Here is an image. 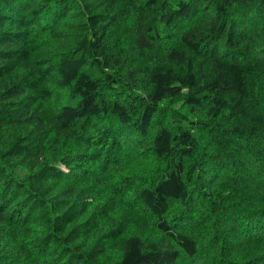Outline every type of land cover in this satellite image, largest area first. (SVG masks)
I'll return each mask as SVG.
<instances>
[{"label": "trees", "instance_id": "trees-1", "mask_svg": "<svg viewBox=\"0 0 264 264\" xmlns=\"http://www.w3.org/2000/svg\"><path fill=\"white\" fill-rule=\"evenodd\" d=\"M0 264H264V0H0Z\"/></svg>", "mask_w": 264, "mask_h": 264}, {"label": "rangeland", "instance_id": "rangeland-1", "mask_svg": "<svg viewBox=\"0 0 264 264\" xmlns=\"http://www.w3.org/2000/svg\"><path fill=\"white\" fill-rule=\"evenodd\" d=\"M65 170H67V169H65Z\"/></svg>", "mask_w": 264, "mask_h": 264}]
</instances>
